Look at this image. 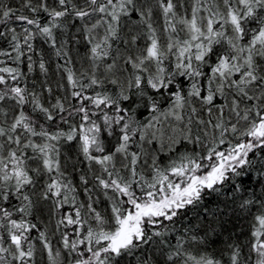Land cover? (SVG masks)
I'll use <instances>...</instances> for the list:
<instances>
[{
	"label": "snow or ice",
	"instance_id": "snow-or-ice-1",
	"mask_svg": "<svg viewBox=\"0 0 264 264\" xmlns=\"http://www.w3.org/2000/svg\"><path fill=\"white\" fill-rule=\"evenodd\" d=\"M156 5L163 17L166 42L160 40L155 26L153 9ZM178 8L186 9L187 5L182 0H53L52 5L47 0H36V3L21 0L20 9L0 4V25L7 26L13 33L10 43L17 62L24 52L15 28L9 26L13 21L36 29L33 32L29 27L23 28V43L29 52L33 50L30 41L39 34L56 49L57 57H68L64 67L67 86L62 85L67 95L48 107L39 93L9 85L6 78L0 76L3 86L0 102L14 101V106L10 107L20 109L12 115L11 122L7 119L8 109H0V115L5 117L0 121V138H3L0 139V229L6 231L9 242L5 247L4 240L0 239V264H30L34 245L29 233L37 225L24 217L31 216L40 201H52L55 211L69 202L75 206L76 188L72 180L67 179L68 168L71 165L72 171H76L77 163L83 162H87L96 181L93 188H89L87 176H80L89 202L75 208V218L65 215L57 222V228L75 226L76 239L70 240L68 234L62 237L64 249L78 257L74 264H120L117 258L132 256L140 249L147 255L136 256L137 264H158L157 256H163L165 264H223L206 248L197 254L189 251L185 247L189 240L197 244H207V241L188 230L183 236L178 235L172 246L164 239L167 234L164 222L174 221L180 210L195 207L206 193H218L230 181L235 191H241V182L233 178L248 174L245 167L251 164L249 153L257 148L264 150V0H191L190 15L179 14ZM23 9L33 14L46 13L49 19L41 24L38 19L24 14ZM134 14L138 20L133 18ZM125 17L128 19L123 24L129 31L134 27L140 30L131 36V43L137 44L144 28L147 42L135 56L123 59L124 64L131 65L132 71L126 81H120L115 78L117 65L116 59L111 57V49L112 42L120 39L121 22ZM65 18L82 22L83 38L90 45L86 57L89 68L82 70L79 76L66 66L73 63L70 52L61 51L70 40L62 41L57 47L54 36V29H63L60 22ZM179 32H184L185 36L180 37ZM6 35L0 31V36ZM76 39L78 41L79 37ZM217 45L222 51L216 50ZM0 55L10 53L0 51ZM213 56L216 59L209 65ZM110 58L112 62L108 63ZM172 58L174 67L166 66L165 61ZM28 59L31 72V56ZM204 65H209L210 76L203 71ZM39 69L47 75L43 59ZM0 73H7L12 81H18L22 75L19 70L7 67L0 68ZM177 76L189 80L186 94L183 86L175 87ZM201 78L207 80L206 95ZM105 81L118 85V93L109 94L107 89L96 91L103 88ZM225 88L232 91L231 103L220 106V116L212 123L217 94L228 98ZM47 91L51 93L50 88ZM157 96L170 98L167 110L161 108ZM65 101L70 107H66ZM197 101L209 113L208 121L197 118V123L204 125L205 137L209 136L208 127L218 131L219 144L213 134V146L207 147L206 155L196 153L193 148L192 154L181 153L178 160L170 157L162 167L159 155L152 154L157 150L146 145L158 142L159 152L166 147L171 152L182 143L203 144L199 135L195 139L191 135L192 117L197 114L192 105ZM29 103L34 113L42 114V120L26 113L24 109ZM186 106H192L187 123ZM224 108L229 111V121L231 114H235V123H225ZM145 113L147 119H140ZM77 118L79 123L75 122ZM241 121L245 122L244 131L238 127ZM54 124L61 126L53 131ZM64 124L68 125L67 130L62 127ZM164 125L170 127L172 135H167ZM229 131L250 139L238 142L226 153L218 151ZM37 137L39 140L34 139ZM61 142L69 146L75 142L77 156L83 159L74 161L71 154L62 156ZM29 149L31 156L26 154ZM142 157L143 165L140 164ZM205 160L209 163L205 164ZM141 167L151 170L147 176ZM261 171L264 172V166ZM45 176L47 179L43 180L34 203L25 189L31 188L33 195H37L36 185ZM95 188L103 190L110 202V215H102L94 207ZM13 198L20 201V206L12 205L9 210L6 205ZM256 203L261 210L254 217L248 244L250 253H255L252 264H264V201L248 198L242 200L239 207L249 210ZM80 209H86L88 219L95 221V226L89 225L84 232L81 229L88 219ZM14 213H19L21 218L14 219ZM211 215L215 218L216 213ZM161 226L165 231L156 230ZM215 231L209 224L205 235ZM156 237L160 240L156 241ZM40 240L48 251L50 264H56L44 232H40ZM159 245H166L167 251ZM228 247L231 249L229 264H248L252 259L251 256L242 259L239 244ZM59 256L56 252L55 257Z\"/></svg>",
	"mask_w": 264,
	"mask_h": 264
},
{
	"label": "trees",
	"instance_id": "trees-1",
	"mask_svg": "<svg viewBox=\"0 0 264 264\" xmlns=\"http://www.w3.org/2000/svg\"><path fill=\"white\" fill-rule=\"evenodd\" d=\"M49 5H52L53 0H47ZM184 4L187 5V8H178L177 11L181 15H190V7H191V0H182ZM33 3H36V0H33ZM0 4H6L14 9L21 8V0H0ZM24 14L38 19L41 24H46L49 17H47L46 13L39 12L37 14H33L29 12L27 9H23ZM154 19L156 21L155 26L157 27L158 36L163 38L166 42V34L163 31L164 28V21L163 17L160 13L158 5L155 6L153 9ZM134 19H139L138 16H135ZM128 18L125 17L122 19L121 22V31L119 33L120 39L115 40L112 42L113 47L111 49V57L116 59V68L114 72H118L117 70L120 68L121 72L115 74V78L119 80V76H123L125 81L128 78L129 72L132 71L131 65H126L123 63V59L127 58L129 55L135 56L137 54V49L135 45L131 43V36L138 34L140 32L139 29H135L129 31L127 27L124 26L123 21L127 20ZM64 25L62 30L54 29V36L56 38L57 47L61 46V42L64 40H70V43L63 46L61 51H69L70 57L73 61L72 64L66 65L73 69V71L79 76V73L89 68V62L87 61L86 57L88 55V49L90 45H88L87 41L84 40V33L82 29V22L78 20H74L72 18H65L60 22ZM10 27H14L16 30V34L20 37L21 43V35L20 30L21 27H31L32 30L35 32L36 29L33 26L24 25L19 21H13L9 25ZM180 26L177 25V28ZM79 29V31H78ZM0 31H4L7 33L6 36H0V51L9 52V56L0 55V68L7 67V68H14L19 70L22 75L19 77L18 81H12L11 78L8 76L7 73H0V76H4L9 85L13 86H20L26 87L28 92L31 93L35 91L40 94L41 101L44 103L46 107L50 106L51 103H55L57 99L63 100L64 97L67 95L65 92V88L63 86H67V79L66 74L64 71V67L66 64V60L68 57L56 56V49L50 46V42H47L42 36L39 34L36 35L35 44L36 49L40 53L42 59L44 60L46 67L48 69L47 75H39L36 71L35 74H32V71L29 72L28 64L29 61L27 60V56L24 55L21 57V61L17 62L15 59L16 53L12 51V45L10 43L11 36L13 35L12 32L7 30V26L0 25ZM99 31H103L102 29ZM146 28H144L143 32L140 33V39L137 41L139 46L145 45L147 42V37L144 33H146ZM230 34V29H228ZM178 35L180 37H184V32H179ZM79 37L77 41L76 37ZM127 40V43L125 41ZM143 40V41H141ZM161 40V39H160ZM143 42V43H142ZM22 46V45H21ZM226 48V45H225ZM23 50V47H22ZM217 51H222L219 45L216 46ZM24 52V51H23ZM216 57L213 56L209 60V65L211 64L212 60H215ZM111 63V58L107 61ZM174 58L165 61L166 66H173L174 67ZM60 65L58 68L57 66ZM209 65L203 66V71L206 75L210 76ZM127 69V70H125ZM101 73H103V69H101ZM32 74V75H31ZM177 85L175 87L179 88L183 86L184 94H186L190 88V82L187 78H181L177 76ZM204 84V94H207V80L201 78ZM215 84L212 85L215 88ZM3 86L0 85V88ZM51 89V93L47 91V89ZM107 89L109 94L118 93L119 86L113 85L105 81L102 89H96V91H103ZM71 91L70 89L68 90ZM91 92V90H89ZM225 93L228 95V98L225 99L217 94L215 98V107H213V115L211 116L212 123H215L217 118L220 116V106L223 104H230L232 98V91L228 88H225ZM29 101L31 100V95L28 97ZM70 99V96H69ZM157 99L161 101V108L167 110L170 107V98L168 97H159ZM72 103H76L72 101ZM66 107H70L67 101H65ZM14 106V101L5 100L0 102V109H8V122H11V117L13 114L19 112V108L16 107L13 110L12 107ZM197 109L196 116L192 117V124H191V135L193 139L197 135H199L202 140L203 144H191V143H182L177 145L175 150L169 152L167 147L165 151L159 152V143L156 142L153 145H146L148 148H155L157 151L153 152V155H159V163L163 167L169 162V158L179 159V154L181 153H188L192 154L193 148H195L196 153L203 152L206 155L207 147H211L212 145V135L214 134L217 137L216 143L219 144V132L214 131L211 127H208L209 136L205 137L204 135V125L197 123V118L203 119L204 121L209 120V113L207 112L206 108L202 107L200 102L197 101L194 105ZM186 106L185 108V123H187L188 117L191 115V107ZM27 114H30L33 118L39 117L41 120L43 119L42 114L34 113L32 111V105L29 103L25 106ZM143 111V110H142ZM255 111V109H254ZM148 114L145 113L140 119L144 120L147 119ZM5 117L0 115V121H3ZM229 111L227 108H224V120L225 123H229ZM79 123L78 118L75 121ZM61 125L54 124L52 130L55 131L57 127ZM62 127L67 130L68 125L64 124ZM3 139V138H0ZM39 140V138H34ZM167 139V138H166ZM250 138L247 137H240L236 134L231 133V131L225 133L224 135V144H220L218 147V151H224L225 153L227 150L236 145L238 142H247ZM62 143V156L65 154H71L73 160H82V157L77 156L76 152V145L75 142L72 145H65L64 142ZM114 143V141H113ZM107 147V145H106ZM138 150V149H137ZM26 154L31 156V150H26ZM249 158L251 160V164L245 167L246 175L242 176L241 178H233V180H239L241 182V191H235L233 188L232 182L226 183L220 192L218 193H211L205 194L203 200L200 201L195 207L188 206L185 209L179 211V214L174 221H165L164 224L167 225V234L165 235L164 239L168 240L172 246H175L177 236H183L185 230L193 234H198L199 237H203L204 240L207 241V244L204 243H193L192 241H188L185 244V247L191 251L193 254H197L205 250L217 259L222 260L223 264H229V256L228 253L231 249L228 247L230 244H239L242 250V259L248 258L251 256V260L248 261V264H252L255 259V253H250L249 251V244L248 241L251 239V231L253 230L254 224V217L255 215L259 214L260 212V204L256 203L253 205L249 210H242L239 207V204L242 200L248 198H254L257 201H264V172L261 171L262 166H264V150L257 148L254 149L252 153H249ZM29 163H34V161H29ZM205 164L209 163V161L205 160ZM140 164L143 165V157L141 158ZM98 168V166H96ZM146 176L150 169L145 170L143 167L140 169ZM69 175L67 179H71L73 185L76 188V202L75 206L69 202L65 204L62 208L58 211L52 209V201H40L37 204L36 210L33 211V214L28 217H24L25 219L29 220L31 223L37 225L35 229L29 233L31 236V243L34 245V256L33 260L30 264H50L48 251L44 249L43 244L40 240V232H44L46 234L47 240L50 242V246L53 252V256L56 260L55 253H60V260L61 264H70L75 259H77V255L75 253H69L63 247L62 237L64 234H68L69 239H76L74 233L75 226H64L61 225L57 228V222L65 215H71L75 218V208L79 206L81 203L87 204L88 196L85 195V185L81 183L80 176L86 175L89 183L87 187L93 188L96 184L94 179V175L92 172L89 171L87 162L77 163V170L72 171L71 165L68 168ZM150 178V177H149ZM47 179V177H42L40 182L36 185L37 195H33V190L31 188L25 189L26 194L32 197L33 202L37 201L38 197V190L42 187L43 180ZM138 190V189H137ZM56 199V198H54ZM92 200L95 202L94 207L98 208L102 215H110V202L106 199L103 194V190L99 188H95L92 193ZM97 203H99L97 205ZM102 206H101V205ZM12 205L20 206V201L16 200L15 198L12 199L11 203L6 205L9 210H12ZM82 215L85 219H88L89 214L86 212V209H80ZM219 210V211H217ZM212 212H215V218L211 215ZM221 212L223 214H221ZM14 219L19 220L21 218L19 213H14ZM209 224L211 227L216 229V231L208 232L205 235V231L207 230ZM89 225L95 226V221L88 219V223L84 224L82 227V232H84ZM200 225V227H197ZM160 231H165L164 227L161 226L160 228L156 229ZM7 233L5 230L0 229V239L4 240L3 246L7 247L9 242L6 239ZM156 241H159L160 238H154ZM27 246V242L26 245ZM147 247V246H145ZM161 249L167 251L166 245H159ZM147 255V252L144 249L137 250L134 255L132 256H125L123 258H117L120 264H137L136 256ZM158 264H165V258L163 256H157Z\"/></svg>",
	"mask_w": 264,
	"mask_h": 264
},
{
	"label": "rangeland",
	"instance_id": "rangeland-1",
	"mask_svg": "<svg viewBox=\"0 0 264 264\" xmlns=\"http://www.w3.org/2000/svg\"><path fill=\"white\" fill-rule=\"evenodd\" d=\"M150 2H151V0H150ZM154 8H155V7H154ZM25 27H28V26H25ZM23 28H24V27H21V30H20V35H21V45H22V47H23V51H24L25 55L27 56V60L29 61V59H28L29 56H31V58H32V61H31V62L33 63L32 74H35V72L37 71L39 75H43V73H42L41 70L39 69V62L41 61L42 57H41L40 53L37 51V49L35 48V47H36L35 39L30 41V43L33 44V50H32L31 52H29V50L27 49V47H26V46L24 45V43H23V35H24V33H23ZM29 28L32 30L31 27H29ZM32 31H33V30H32ZM33 32H34V31H33ZM35 38H36V37H35ZM160 39H161L162 42H165V40H164L163 38H160ZM141 41H143V40H141ZM142 43H143V42H142ZM143 46H144V44L141 45V46H139V43H138V44L135 45V48L139 51V49L142 48ZM138 51H137V53H138ZM29 62H30V61H29ZM117 71H118V72H115V74L120 75L119 73L121 72V69L119 68ZM32 74H31V75H32ZM101 74H102V73H101ZM118 78H119L120 81H125V79H126V78H124L123 76H119ZM241 109H243V105H241ZM162 119H163V118H162ZM228 121H229V119H228ZM229 122H230V123H235V122H236V116H235V114H231V119H230ZM244 123H245V122L241 121V122H240V125L238 126V127H240V130H241V131H244V130H245L244 127H243ZM164 128L167 130V135H172L171 129H170V127H169L168 125H164ZM167 135L165 136V140H167V139H166V138H167ZM236 135L239 136V133H237ZM98 204H99V203H97V205H98ZM100 205H101V204H100ZM101 206H102V205H101ZM96 210L99 211L98 208H96ZM99 212H100V211H99ZM100 213L102 214V212H100ZM93 221H94V220H93ZM57 264H61L60 256L57 258Z\"/></svg>",
	"mask_w": 264,
	"mask_h": 264
}]
</instances>
